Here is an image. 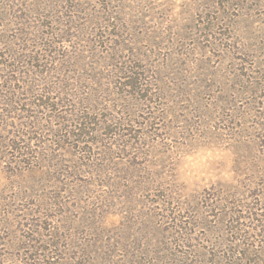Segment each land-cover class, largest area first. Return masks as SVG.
Masks as SVG:
<instances>
[{"label":"rangeland","instance_id":"obj_1","mask_svg":"<svg viewBox=\"0 0 264 264\" xmlns=\"http://www.w3.org/2000/svg\"><path fill=\"white\" fill-rule=\"evenodd\" d=\"M0 264H264V0H0Z\"/></svg>","mask_w":264,"mask_h":264}]
</instances>
